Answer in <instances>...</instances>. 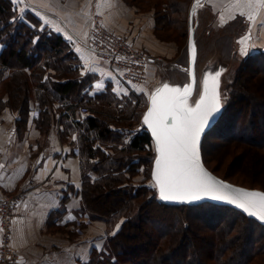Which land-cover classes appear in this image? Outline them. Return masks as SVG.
<instances>
[{
	"label": "trees",
	"instance_id": "16d2710c",
	"mask_svg": "<svg viewBox=\"0 0 264 264\" xmlns=\"http://www.w3.org/2000/svg\"><path fill=\"white\" fill-rule=\"evenodd\" d=\"M246 66H253L252 72L259 74L264 80V50L246 56L241 62L235 80L227 86L226 109L220 118L225 116L234 99L239 100L242 91L246 90V84L240 83L239 77L241 70ZM95 78L96 76L84 71L81 58L73 51L71 43L43 25L34 12L29 9L18 10L11 0H0V112L8 110L15 113L16 129H20L29 117V102L34 98L40 106L35 124L42 135L48 133L51 127L49 122L55 117H59L61 125L65 127L62 136L76 132L74 153L80 160L82 182L78 216L86 218L88 222L101 221L106 225L102 248L99 251L93 248L85 264H169L173 260L177 264H237V260H241L238 264H249L251 256L253 262L260 253L264 254V251H253L250 246L262 241L264 235L253 236L249 231V228L256 225L264 234V227L235 209L210 203L197 206H166L158 200L156 188L145 185L135 187L131 183H123L125 180L123 181L121 174L134 171V165H129L131 159L127 160L129 151L140 153L145 147L151 148L153 144L144 128H137L138 131L135 132V128L134 131L130 130L131 127L126 122L132 114L138 116L139 111L136 108L139 104L142 105V97L141 94L132 92L118 96L110 89L91 97L84 90L93 84ZM261 93L263 96L262 91ZM262 98L258 97L257 100ZM103 100L108 102L103 104L104 106L98 105ZM96 101V107L88 106L91 102L96 104ZM110 104L118 110L117 117L112 110H107ZM81 105H86L88 113H80ZM261 105L259 104V108L264 107V102ZM125 111L129 112L130 117L124 119ZM246 124L249 125L250 122L241 121L239 129L246 130L244 134L248 131ZM210 131L204 135L201 144L202 161L211 173L218 176L206 164L204 153L203 143ZM263 145L264 142H255L254 145L247 143L244 146L253 155L256 153L254 151H257L258 147H264ZM246 158L244 155L243 159ZM149 162V169H152L153 160ZM262 164L264 165V160ZM109 190L122 191L128 198L123 199L124 202L116 200L117 202L109 204L105 200ZM148 207L157 209L155 213L151 210L147 212L151 221L149 224L145 223L142 216ZM213 207L227 210L241 221L243 227L236 226L231 219H223L217 224L206 222L198 215H180L182 212L190 213ZM171 213L174 215L168 218ZM164 218H167V221L169 219L168 223ZM199 219L205 221L201 224L210 223V230L218 232L214 241L208 243V248H202L197 254L196 250L201 249V246L193 247L188 238L190 235L200 238L201 231H193V226ZM51 220L48 223L50 228L53 225ZM74 223L72 224L75 231L77 228ZM161 223H167V226H161ZM85 224L80 223L78 227L85 228ZM143 227L148 229L146 237L149 238V243L140 244L139 247L131 244L130 240H134L136 231ZM131 229L135 231L131 232ZM207 237L203 236V239ZM187 246L189 249L186 248L184 255L180 250ZM190 246L194 252L190 251ZM261 246L264 248V240ZM136 249L139 252L134 251ZM250 250L254 253L249 254ZM179 252L180 259L185 256L184 261L179 262L180 259L173 258ZM197 255H200V258ZM254 263L261 264L262 261L258 259Z\"/></svg>",
	"mask_w": 264,
	"mask_h": 264
},
{
	"label": "rangeland",
	"instance_id": "374dc122",
	"mask_svg": "<svg viewBox=\"0 0 264 264\" xmlns=\"http://www.w3.org/2000/svg\"><path fill=\"white\" fill-rule=\"evenodd\" d=\"M57 1H61L63 4L65 0ZM117 2L131 10L129 16L126 13L125 21L130 19L129 23L132 24V31H129V33L134 38L125 35L131 41L132 46L144 51L152 60V62L150 60L148 63L147 77L144 85L139 86L136 89L133 88L135 91L133 93L137 95L141 94L142 105L139 104L138 108H136L139 111L138 116L132 114V117L126 120V122L130 125V130L133 129L134 131L135 128L136 132L138 131L137 128H140V130L144 128L146 130L145 125L142 122V116L146 110L145 106H147L150 93L154 88L161 84H168L171 87L182 88L189 80L187 78V19L193 0H117ZM21 3L22 1L20 4ZM16 4H14V6L17 8ZM229 4L230 0H204L198 4L197 13L193 19L194 37L197 50L196 75L198 78L195 90L196 94L193 100H195L196 96L200 94L205 76L208 74L214 75L216 72H220L219 92L221 103L224 107L222 114L226 109L225 98L227 96L226 91H228L227 86L235 80L241 62H243V59L246 58V56H251L254 53H259L264 50V13L262 14V11H260L255 21L252 22L247 18V15H240L239 10H228ZM46 5H48V3H46ZM20 7H23V5L21 4ZM93 14L97 13L93 11L88 14V17H84V22H87L88 27L90 25V17L93 16ZM106 27L114 32L109 26ZM130 29L131 28L128 27V30ZM246 37L250 38L247 40L246 45H242L240 41L244 40ZM82 47L85 48V46ZM242 47H246V54H242ZM87 53H89L88 50ZM89 55H91V53H89ZM91 62L105 68L102 63L95 59ZM11 63H13V60ZM252 69L253 66H246L243 67L241 73L239 72L241 74V76H239L240 83L244 82L246 84V90L242 91L243 93L239 100L234 99L233 104L225 113V116L223 115V117L219 119L218 124L211 129L209 134H207L203 147L206 155V164H208L209 168L211 170L213 169L218 176L228 179L238 186L240 185L246 188L260 189L264 191V165L262 164V161L264 160V147H258L259 149L257 151L255 150L254 152L256 153L252 155L246 150V146H244L247 145V143L254 145L255 142H264V107L259 108V104L261 105V103L263 104L264 102V80H262L259 74L253 73ZM102 75L106 76V71ZM103 80L104 77H102V82L97 83H100L99 85L102 86L105 84L108 86V81ZM119 84L121 87L125 85L128 90H131L130 88H132L128 87L121 81H119ZM261 91L263 92V96H261ZM248 93L252 95L249 96ZM258 97L263 98L257 100ZM32 101H34L35 104L37 103L34 98ZM106 102L108 101L103 100L99 104L97 101L96 104L91 102L88 106L96 107L97 104L103 105ZM107 110H112L116 117L119 114L113 104H110L107 107ZM5 111L8 110L0 112V116H2ZM128 113V111H125L124 119L130 117ZM241 121L242 123L250 122L249 125L246 124L248 130L246 134H244L246 130L239 131ZM37 129L39 130L38 127ZM129 152L130 153L127 154L129 155V158H126L127 160L131 159L129 165H134V171H128L123 175L121 174V178L123 181L125 180L122 182L131 183V185L135 187L145 185L155 188L154 182L151 180V169H149L148 166V164H150L149 161L153 160L155 157L153 144L151 148L147 149L145 147L144 151H141L140 153L131 150ZM244 155L245 157L247 156L246 160L243 159ZM21 191L23 192V190ZM106 196L105 200L108 201L109 204L117 202L116 200H119L118 202H124L123 199L128 198V195L124 194V192H115L112 190H109V193ZM147 209L148 210H144L142 216L145 223L149 224L151 221L147 212L151 210V212L155 213L157 209L155 210L153 207H148ZM16 214L17 213L14 212L10 225L12 235L9 240V246L12 251V236L14 229L12 224ZM173 215L174 214L171 213L168 218H171ZM180 215L183 217L201 216L206 222H217V224L223 219H231L235 222L236 226L243 227L241 221L232 216L227 210L219 207H213V209L202 208L201 210L190 213L182 212ZM165 220V222L168 223L169 219L168 221L167 218ZM205 221H202V219L196 220V223L193 226V231H201L199 234L200 238H195L190 235L188 238L190 240L187 239L188 242H191L190 244L193 243V247H198V245L199 247L201 246V249L196 250L197 254L200 253L202 248L203 250H206L208 248V243L213 242L217 237L215 234H217L218 230H210V223L209 225L201 224V222ZM167 223H161V226L166 227ZM56 229L61 233L66 232V230L62 228ZM82 231V227L79 226L77 231L75 230L74 233L70 232V235L68 238L66 236V239H70V241L71 239L73 241H78V239L81 238L80 235L82 234ZM134 231V229H131V232ZM249 231L252 232L253 236L264 235L261 228L256 225H253L251 229L249 228ZM147 232L148 229L144 227L138 230V232L136 231L134 240H130L131 244L139 247L140 244L149 243L147 241L149 238L146 237ZM203 236H210V238L207 237L206 239H203ZM263 240L264 239H262V241ZM262 241L260 240L256 244L250 245L253 251H264L263 246H261ZM186 248L189 249L187 246L180 250L184 255L186 254ZM193 250L194 249H191L190 246V251L194 252ZM134 251L139 252L137 249ZM140 251L143 250L140 249ZM253 251L250 250L249 254L254 253ZM260 254L261 255L258 256L257 259H254L253 262V256H251L248 263L256 264L254 262L260 259L262 261L261 264H264V254ZM180 256L179 252V254L173 256V258L180 259ZM184 258L185 256H182L179 262L184 261ZM198 258H200V255ZM239 261L241 260L236 261L237 264ZM174 263L177 264L174 260L169 264Z\"/></svg>",
	"mask_w": 264,
	"mask_h": 264
},
{
	"label": "crops",
	"instance_id": "0c3cea01",
	"mask_svg": "<svg viewBox=\"0 0 264 264\" xmlns=\"http://www.w3.org/2000/svg\"><path fill=\"white\" fill-rule=\"evenodd\" d=\"M21 1L23 7L17 3V9L39 13L37 16L43 25L71 43L73 51L81 58L84 71L96 76L93 84L84 90L89 96L95 97L106 89L124 96L139 87L128 84L131 90L125 85L121 87L116 75L86 49L88 26L84 17L95 11L103 24L115 33L132 37L130 19L125 21L126 13L130 15L129 8L117 0H65L63 4L57 0ZM261 11L263 14L264 10ZM94 59L105 68L93 64ZM105 71L106 76H103ZM102 77L108 78L109 88L106 84L97 87ZM39 109L38 103L29 102L30 114L20 129H16L15 113L5 111L0 116V165H3L0 167V197L18 190L25 193L12 224L13 251L19 264H85L93 248L98 251L102 248L106 226L101 221L88 222L78 216L82 182L80 160L74 153L76 132L62 136L65 127L59 117H55L49 122L48 133L42 135L35 124V113L38 114ZM50 220L51 228L48 226ZM72 223L77 229L78 224L86 223L78 241L66 239L75 229ZM56 228L66 232L61 233Z\"/></svg>",
	"mask_w": 264,
	"mask_h": 264
},
{
	"label": "snow or ice",
	"instance_id": "6c2138e0",
	"mask_svg": "<svg viewBox=\"0 0 264 264\" xmlns=\"http://www.w3.org/2000/svg\"><path fill=\"white\" fill-rule=\"evenodd\" d=\"M13 2L20 3L21 0ZM199 2L197 0V4ZM228 10H239L240 15H247L254 22L259 12L264 10V0H230ZM249 38L240 43L246 45ZM241 52L246 54V47H242ZM192 53L194 63V45ZM220 75L216 72L205 76L202 94L194 107L189 104L194 90V74L192 84L183 88L163 84L151 94V107L143 123L151 130L156 144L154 186L158 188L160 199L165 201L191 202L210 197L231 203L264 221V194L232 188L214 179L200 162L201 135L221 109Z\"/></svg>",
	"mask_w": 264,
	"mask_h": 264
},
{
	"label": "built area",
	"instance_id": "2783aa9c",
	"mask_svg": "<svg viewBox=\"0 0 264 264\" xmlns=\"http://www.w3.org/2000/svg\"><path fill=\"white\" fill-rule=\"evenodd\" d=\"M86 48L108 69L119 81L129 86H142L146 82L149 56L142 50L132 46L124 35H119L103 24L98 14L90 17ZM81 114L88 113L87 107H79ZM36 112V116H37ZM24 193L16 191L0 197V264H19L18 256L11 250V220L14 212L24 200Z\"/></svg>",
	"mask_w": 264,
	"mask_h": 264
},
{
	"label": "water",
	"instance_id": "95a60500",
	"mask_svg": "<svg viewBox=\"0 0 264 264\" xmlns=\"http://www.w3.org/2000/svg\"><path fill=\"white\" fill-rule=\"evenodd\" d=\"M202 1L204 0H200L199 3H201ZM198 4H197V0H193L192 4H191V8L189 10V13H188V67H187V78L189 79L187 84L185 85H189V84H192L193 83V74H194V77H195V84H194V90H193V93H192V96L190 97V100H189V104L191 106H195V102L199 99V95L202 94V90H203V86L201 88V91H200V94H198L194 99L195 97V90H196V85H197V81H198V78H197V75H196V58H197V50H196V44H195V37H194V26H193V19L197 13V7ZM195 46V61L193 63V53H192V46ZM220 83V82H219ZM163 84L157 86L156 88L153 89V91H151L150 93V96L151 94L159 87H162ZM184 85V86H185ZM183 86V87H184ZM182 87V88H183ZM219 95H220V92H219ZM150 96L148 98V103H147V106H146V110L142 116V122L144 120V116L146 115V113L148 112V110L150 109L151 107V100H150ZM220 102H221V99H220ZM223 109L224 107L222 106V103H221V109L220 111L214 115V117L210 120L208 126L206 127L204 133L201 135V140H200V145H199V151H200V162H201V165L203 166V168L216 180L218 181H221L229 186H231L232 188H236V189H241V190H245V191H250V192H258V193H261V194H264V191L260 190V189H250V188H246L244 186H238V185H235L231 182H229L228 180H224L218 176H216L214 173H211L208 168L205 166V164H203V161H202V150H201V144H202V141H203V138H204V135L209 131L211 130V128L218 122L219 118L221 117L222 115V112H223ZM145 125V124H144ZM145 128H146V131L148 132V135L149 137H151V140H152V143H153V149L155 151V157L153 159V162H152V169H151V180L152 179V176H153V172L155 170V159L157 157V152H156V144H155V139L154 137L152 136V133H151V130L148 129L147 125H145ZM154 182V181H153ZM156 188V194H157V197H158V200L166 205V206H197L199 204H202V203H210V204H215V205H218V206H224V207H230L232 209H235L236 211H238L241 215L245 216L246 218L248 219H251V220H254L255 222H258L259 224H261L263 227H264V221L258 219L256 216H251V215H248L246 212H244L242 209L236 207L235 205L231 204V203H228L226 201H221V200H215V199H212L210 197H202L200 200H196V201H191V202H178V201H165V200H162L160 199L159 197V191H158V188Z\"/></svg>",
	"mask_w": 264,
	"mask_h": 264
}]
</instances>
